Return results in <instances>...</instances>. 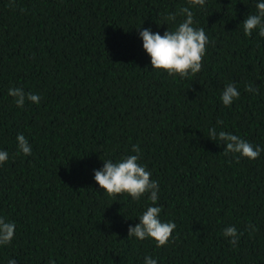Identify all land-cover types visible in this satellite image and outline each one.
I'll return each instance as SVG.
<instances>
[{
	"label": "trees",
	"instance_id": "obj_1",
	"mask_svg": "<svg viewBox=\"0 0 264 264\" xmlns=\"http://www.w3.org/2000/svg\"><path fill=\"white\" fill-rule=\"evenodd\" d=\"M190 7L210 44L195 76L152 70L137 29L161 35ZM255 0H0V218L16 223L0 264H264V151L232 154L224 130L264 149V38L243 32ZM234 83L231 106L220 95ZM259 86L258 93L245 85ZM38 94L18 107L9 88ZM217 120H223L218 125ZM32 154H18V134ZM159 182L171 242L128 238L151 205L96 183L103 160L134 155ZM237 156L239 154H236ZM252 224L257 231L249 234ZM243 232L231 246L223 229Z\"/></svg>",
	"mask_w": 264,
	"mask_h": 264
},
{
	"label": "clouds",
	"instance_id": "obj_2",
	"mask_svg": "<svg viewBox=\"0 0 264 264\" xmlns=\"http://www.w3.org/2000/svg\"><path fill=\"white\" fill-rule=\"evenodd\" d=\"M190 6L205 5V0H188ZM180 16L184 19L176 23L177 13H169L165 20L175 24L173 30H167L161 35L153 32L150 28H139V36L143 41V49L151 59L152 70H164L168 75L178 74L182 79L189 75L195 76L202 70L203 59L207 53V46L210 44L209 37L205 29L194 27V14L190 7H181ZM243 32L246 36H251L253 31H257L261 38H264V0H255V12L249 13L241 23ZM246 92L258 93L259 86L253 87L252 84L245 85ZM8 95L15 98V104L23 107L25 101L39 104L41 97L38 94L25 93L23 89L15 87L9 88ZM240 92L234 83L224 86L220 95V100L224 106H231L233 101L239 99ZM223 120H217L218 125H223ZM208 137L214 141H222L226 145L224 155L232 154L239 161L240 157L249 160H256L264 149L258 145L241 138L240 135L220 130L217 132L215 127L208 129ZM18 154L25 156L32 154V146L26 137L21 133L16 137ZM131 151L134 155L122 156L119 160H103V168L95 170L94 179L101 189L110 196L127 193L132 201H139L147 196L151 205L146 207L139 216V223L134 227L128 228V238H136L143 241L152 239L156 247H165L171 242L173 231L176 224L172 221H161L160 214L162 208L157 205L159 199V182L150 179L151 172L146 165H141V149L139 144L132 145ZM236 154H239L238 156ZM8 152L0 150V165L8 160ZM251 229L250 235L257 231V228L248 224L246 230ZM16 223L6 222L0 218V245H8L14 238ZM225 237H232L229 240L231 246H236L243 232L238 233L235 226H227L222 233ZM8 264H16L15 259H10ZM47 264H56L51 257ZM143 264H158L156 258L146 255Z\"/></svg>",
	"mask_w": 264,
	"mask_h": 264
}]
</instances>
